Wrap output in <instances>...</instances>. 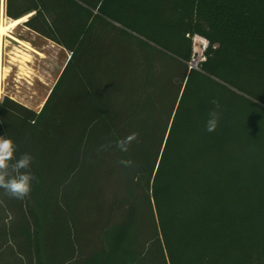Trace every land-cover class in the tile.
I'll list each match as a JSON object with an SVG mask.
<instances>
[{
	"label": "rangeland",
	"instance_id": "1",
	"mask_svg": "<svg viewBox=\"0 0 264 264\" xmlns=\"http://www.w3.org/2000/svg\"><path fill=\"white\" fill-rule=\"evenodd\" d=\"M8 1L0 0V22L2 13L6 21L14 19L7 14ZM11 1L15 12L31 13L10 31L16 39L0 37V136L13 141L17 159L25 153L33 157L28 171L36 177L22 200L0 188V225L18 234L21 264H38L36 217L41 247H46L44 264H82L105 247L108 228L131 217L141 264H165L148 202L144 152L150 150L152 164L161 154L187 74L176 61L184 42L170 5L166 0H101L97 7L95 0H73L76 5ZM35 5L40 14L28 12ZM257 29L264 36V24ZM72 50L73 63L38 122ZM213 78L241 96L235 109L234 103L222 109L240 122L250 120L264 139L259 109L264 108V81L249 84L226 71ZM100 105L110 117L107 131L99 122ZM90 120L96 121L93 128ZM148 129L152 136H139ZM112 132L117 140L131 133L137 139L122 152ZM87 147L92 148L89 157ZM122 159L132 166H123ZM22 224L33 233L32 245L21 234Z\"/></svg>",
	"mask_w": 264,
	"mask_h": 264
},
{
	"label": "trees",
	"instance_id": "2",
	"mask_svg": "<svg viewBox=\"0 0 264 264\" xmlns=\"http://www.w3.org/2000/svg\"><path fill=\"white\" fill-rule=\"evenodd\" d=\"M95 1L99 6L101 0ZM166 1L184 42L176 52V61L186 66L187 74L161 154L152 164L150 150L144 152L148 202L164 262L264 264V139L250 120L240 122L222 109L241 96L213 78L226 71L249 84H255L256 79L264 81V36L260 37L257 29V24H264V0ZM12 6L9 0L7 14L14 19L23 17V12H15ZM29 11L40 14V7L35 5ZM195 34L207 38L210 45L200 69L189 70L186 61L192 55L191 37ZM74 55L72 50L57 85L36 116L38 122L46 115ZM213 100L219 102L220 117L216 130L209 133L205 126L215 107ZM104 106H97V111L101 128L107 131L111 122ZM259 109L264 116V108ZM90 122L89 126L96 121ZM148 130L139 136L148 139L152 136ZM91 136L94 139L89 143L95 147V135ZM110 137L117 140L113 132ZM86 149L84 155L89 157L92 148ZM35 226V256L38 264H44L46 247H41L42 225L37 217ZM21 228L32 245L33 233L24 224ZM135 228L133 217L108 228L105 247L82 264H141L134 249Z\"/></svg>",
	"mask_w": 264,
	"mask_h": 264
},
{
	"label": "clouds",
	"instance_id": "3",
	"mask_svg": "<svg viewBox=\"0 0 264 264\" xmlns=\"http://www.w3.org/2000/svg\"><path fill=\"white\" fill-rule=\"evenodd\" d=\"M215 106L208 113L206 121V131L212 133L216 130L219 122L220 114L219 102L212 101ZM137 139L136 133H131L123 139L115 141L116 147L122 152L128 151V145ZM16 147L13 141L4 136H0V188H3L6 193L15 199H23L29 195L32 182L36 177L28 171L33 161V157L27 153L15 157ZM120 163L125 167H131L133 162L128 159H122Z\"/></svg>",
	"mask_w": 264,
	"mask_h": 264
},
{
	"label": "crops",
	"instance_id": "4",
	"mask_svg": "<svg viewBox=\"0 0 264 264\" xmlns=\"http://www.w3.org/2000/svg\"><path fill=\"white\" fill-rule=\"evenodd\" d=\"M0 213H2L1 205H0ZM5 230H6L5 227H2L0 225V264H21L19 259L20 255L18 251L19 250L18 247L20 246L19 244L20 240L18 234H13L12 232L11 234H9L7 230L6 231ZM13 235H15V238ZM8 244L11 245L10 249H8L7 247ZM5 249L10 250V252H8Z\"/></svg>",
	"mask_w": 264,
	"mask_h": 264
},
{
	"label": "built area",
	"instance_id": "5",
	"mask_svg": "<svg viewBox=\"0 0 264 264\" xmlns=\"http://www.w3.org/2000/svg\"><path fill=\"white\" fill-rule=\"evenodd\" d=\"M6 0H1L3 4ZM192 39V55L188 61H186L187 67L191 69H200L202 63L206 60V52L210 45V42L204 36L195 34Z\"/></svg>",
	"mask_w": 264,
	"mask_h": 264
},
{
	"label": "bare ground",
	"instance_id": "6",
	"mask_svg": "<svg viewBox=\"0 0 264 264\" xmlns=\"http://www.w3.org/2000/svg\"><path fill=\"white\" fill-rule=\"evenodd\" d=\"M4 11V10H3ZM2 18H1V22H0V37L2 36H8V37H12L14 39H16L15 37H13L11 34H10V31L12 29H16L19 25H21L23 22L27 21L28 17L31 15L28 14V15H25L23 17H20L18 19H11L9 21H6L5 18H4V13H2ZM29 60H27L28 62Z\"/></svg>",
	"mask_w": 264,
	"mask_h": 264
}]
</instances>
